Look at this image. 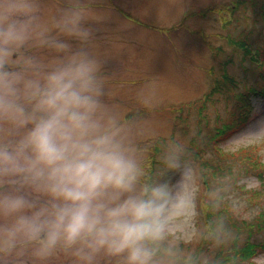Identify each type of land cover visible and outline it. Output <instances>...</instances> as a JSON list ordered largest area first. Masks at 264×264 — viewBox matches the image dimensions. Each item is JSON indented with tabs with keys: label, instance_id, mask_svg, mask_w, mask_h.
Wrapping results in <instances>:
<instances>
[{
	"label": "clouds",
	"instance_id": "obj_1",
	"mask_svg": "<svg viewBox=\"0 0 264 264\" xmlns=\"http://www.w3.org/2000/svg\"><path fill=\"white\" fill-rule=\"evenodd\" d=\"M213 10L217 0H204ZM233 0H218L224 12ZM119 0H0V264H178L183 201L108 102ZM179 15L177 19L180 17ZM264 134V96L247 102ZM179 145L166 155L179 174Z\"/></svg>",
	"mask_w": 264,
	"mask_h": 264
},
{
	"label": "rangeland",
	"instance_id": "obj_2",
	"mask_svg": "<svg viewBox=\"0 0 264 264\" xmlns=\"http://www.w3.org/2000/svg\"><path fill=\"white\" fill-rule=\"evenodd\" d=\"M237 1L241 0H233L231 11L224 12L218 0L212 11L204 0H119L121 10L132 18L126 15L127 46L107 69L111 78L108 102L125 126L146 171L167 178L183 201L173 207L169 217L172 234L169 242L180 256H188L197 249L207 209L202 206L204 186L199 163L180 160L179 174L176 169L167 167L165 157L173 146L179 145L182 154L187 153L199 129L197 110L185 107L181 114L173 106L202 97L212 83V73L226 70L243 76L231 38L239 36L247 26L255 27V33L261 29L264 35V19L260 17L259 7L253 8L244 0L238 5ZM246 15L253 18L248 19ZM228 30L232 37H225ZM203 114L207 126L202 127V134L213 129L218 116L230 117L221 96H217ZM255 130L249 120L218 142L230 152L255 145L256 154L264 161V134L253 135ZM205 154L210 155L211 150L206 149ZM237 181L246 187L259 184L251 172L239 175ZM229 188L234 215L253 218L261 205L249 203L238 185ZM255 261L264 264V252L258 253ZM178 264L182 262L179 260Z\"/></svg>",
	"mask_w": 264,
	"mask_h": 264
},
{
	"label": "trees",
	"instance_id": "obj_3",
	"mask_svg": "<svg viewBox=\"0 0 264 264\" xmlns=\"http://www.w3.org/2000/svg\"><path fill=\"white\" fill-rule=\"evenodd\" d=\"M244 2L253 8L259 7L260 17L264 19V0L260 3L255 0ZM237 3L241 4L242 0ZM234 11L236 10H232ZM126 15L132 18L129 13ZM245 17L253 18L252 15ZM229 22L230 19L225 21L227 24ZM236 28L233 33L236 32ZM255 31V27L252 29L247 26L246 30L242 29L239 36L236 34L237 37L231 38L230 41L234 48L233 52L238 54L241 61L243 76L232 75L226 70L218 74L212 73V83L202 97L173 106V109L180 111L181 114L185 107L187 110L194 109L198 112L197 135L191 139L187 153L181 154L180 160L199 163L204 186L202 206L207 209L197 249L188 256L178 254L182 264H259L255 261V256L264 252V161L256 154L255 145L230 152L218 142V139L245 125L251 119L247 107L249 98L256 95L264 96V35L261 29L256 33ZM228 36L232 37L229 30L225 37ZM229 61H232V58ZM217 96H221L226 102L230 117L218 116L213 129L209 128V131L202 134V127L207 126L203 112ZM208 148L211 150L210 155L205 154ZM151 161L154 162L155 158L152 157ZM248 172L259 180L258 186H255L257 188L238 183V176ZM230 184L238 185L239 191H244L249 203L262 206L253 218H238L234 215L230 200ZM169 236L172 237V234ZM178 240L181 241L180 238ZM213 246L214 250L211 253L210 249Z\"/></svg>",
	"mask_w": 264,
	"mask_h": 264
}]
</instances>
